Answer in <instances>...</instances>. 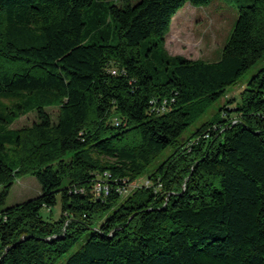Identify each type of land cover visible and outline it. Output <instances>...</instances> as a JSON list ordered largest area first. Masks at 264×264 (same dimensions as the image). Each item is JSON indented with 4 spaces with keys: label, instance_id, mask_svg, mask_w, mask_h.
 Here are the masks:
<instances>
[{
    "label": "trees",
    "instance_id": "obj_1",
    "mask_svg": "<svg viewBox=\"0 0 264 264\" xmlns=\"http://www.w3.org/2000/svg\"><path fill=\"white\" fill-rule=\"evenodd\" d=\"M210 1L0 0V264H264V66L219 120L182 137L195 104L263 57L264 0H231L238 16L217 61L162 50L173 15ZM152 99L169 109L150 113ZM30 111V127L11 128ZM167 148L150 186L116 191ZM105 171L109 193L95 199ZM25 175L39 194L3 209ZM57 201L58 219L45 218Z\"/></svg>",
    "mask_w": 264,
    "mask_h": 264
},
{
    "label": "rangeland",
    "instance_id": "obj_2",
    "mask_svg": "<svg viewBox=\"0 0 264 264\" xmlns=\"http://www.w3.org/2000/svg\"><path fill=\"white\" fill-rule=\"evenodd\" d=\"M138 0H131L134 4ZM109 3L115 4L120 0H108ZM107 4L103 3L100 8L102 11ZM238 12L231 0H211L208 5L193 7L188 3L180 8L172 17L170 29L164 36V45L162 50L170 56L179 55L191 60H203L206 62L217 61L220 57L221 49L228 40L234 23L237 19ZM157 40V37L151 36L147 43L142 42L140 46L141 53L149 47V44ZM161 52V49L157 51ZM158 57V56H157ZM155 57V58H157ZM156 66H158L156 64ZM264 66L263 57L249 70H247L238 80L237 84L226 89L225 94L218 100L206 103L204 101L193 106L190 112L194 115L190 125L183 133L182 137L186 138L192 134L201 123L214 122L219 120L220 109L224 106L232 107L238 99L239 93L246 87L248 81ZM162 68V66H159ZM231 101L230 104L228 102ZM53 121L56 120L58 107L49 106L45 108ZM36 121L34 111L28 112L15 120L11 128L20 129L30 127ZM172 152V148H167L145 169V174L140 177L139 183H143L148 176L162 163ZM3 185H0V192ZM40 192V185L32 175H25L17 178L11 188L9 195L6 197L2 208H8L17 203L36 197ZM42 215L47 218L52 214L54 220L60 216V203L52 208H44ZM85 235L75 246L63 256L60 263L80 248L86 239Z\"/></svg>",
    "mask_w": 264,
    "mask_h": 264
},
{
    "label": "built area",
    "instance_id": "obj_3",
    "mask_svg": "<svg viewBox=\"0 0 264 264\" xmlns=\"http://www.w3.org/2000/svg\"><path fill=\"white\" fill-rule=\"evenodd\" d=\"M106 70L108 73L112 75H120L124 74L125 71L123 69H118L116 66L113 64H110L106 67ZM169 109V101L167 99L159 100V99H152L150 101V107H149V112L150 113H156V114H161L166 112ZM236 120H233L232 123L234 124ZM115 124H117V120L115 119ZM213 129H216L214 127ZM204 137H208V134H205ZM190 144V143H189ZM188 144V145H189ZM111 174L107 171L103 172L101 175H98L96 177L95 183L92 186L91 193L93 195V198H100V197H105L108 195L110 187L109 184L111 182ZM140 178L132 181L128 184H124L123 186L116 187V191L122 195L126 196L128 193L133 191L134 189L142 186H150L151 181L149 179H146L143 183H139ZM125 183V181H123ZM160 187V184L157 185ZM74 192H79V193H85V190L83 188H80L78 190H75Z\"/></svg>",
    "mask_w": 264,
    "mask_h": 264
},
{
    "label": "crops",
    "instance_id": "obj_4",
    "mask_svg": "<svg viewBox=\"0 0 264 264\" xmlns=\"http://www.w3.org/2000/svg\"><path fill=\"white\" fill-rule=\"evenodd\" d=\"M220 58V57H219Z\"/></svg>",
    "mask_w": 264,
    "mask_h": 264
}]
</instances>
